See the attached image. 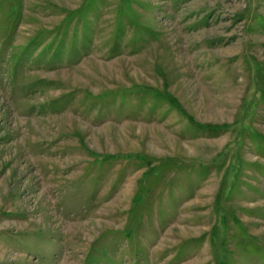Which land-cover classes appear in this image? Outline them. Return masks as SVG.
Here are the masks:
<instances>
[{
	"label": "rangeland",
	"instance_id": "1",
	"mask_svg": "<svg viewBox=\"0 0 264 264\" xmlns=\"http://www.w3.org/2000/svg\"><path fill=\"white\" fill-rule=\"evenodd\" d=\"M0 264H264V0H0Z\"/></svg>",
	"mask_w": 264,
	"mask_h": 264
}]
</instances>
